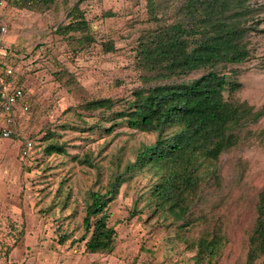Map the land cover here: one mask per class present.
I'll return each instance as SVG.
<instances>
[{
	"label": "trees",
	"instance_id": "1",
	"mask_svg": "<svg viewBox=\"0 0 264 264\" xmlns=\"http://www.w3.org/2000/svg\"><path fill=\"white\" fill-rule=\"evenodd\" d=\"M59 1L0 0V8L41 14ZM86 1L74 0L65 13L68 21L54 30L73 50L93 43L92 26L82 9ZM141 1L147 25L136 39L132 61L135 81L130 88L88 97L74 74L55 61L52 75L74 98L72 110L81 124L62 128L101 137L125 126L154 135L151 143H142L134 150L131 159L124 160L119 150L113 152L106 183L84 191L81 203L76 204L81 211L78 240L83 241L85 253L112 252L117 231L109 224L108 207L123 184L141 175L148 179L149 188L135 202V209L141 203L140 211L169 220L173 224L171 239L186 242L193 252L192 264H218L229 242L227 219L217 211L222 205L220 191L226 182H241L245 169L244 162L237 159L231 176L225 178L220 157L253 137L259 141L264 138V130L251 129L264 116V101L255 107L236 97L242 87L237 66L251 57L250 37L263 31L264 0ZM102 45L105 51L113 49L110 42ZM7 81L22 87L14 79V69ZM12 110L15 122L18 114L25 112L19 105ZM6 114L0 113V119ZM58 137L48 130L40 138L44 155L67 154L66 143L54 139ZM92 154L85 151L71 159L95 169V182H100L103 173ZM66 190L60 195L63 209L70 198ZM217 195L218 199H213ZM252 208L240 264H256L264 258V180ZM193 232L195 236L188 235ZM58 234L59 243L69 237L67 232Z\"/></svg>",
	"mask_w": 264,
	"mask_h": 264
},
{
	"label": "rangeland",
	"instance_id": "2",
	"mask_svg": "<svg viewBox=\"0 0 264 264\" xmlns=\"http://www.w3.org/2000/svg\"><path fill=\"white\" fill-rule=\"evenodd\" d=\"M73 1L61 0L41 14L0 8V22L7 26L2 59L13 66L14 79L23 88L22 101L28 105L16 117L19 135L0 138V264H192L193 252L186 242L171 239L169 220L140 211L141 203L135 209V202L149 188L148 179L141 175L123 184L108 207L109 224L117 231L112 252L85 253L83 241L78 240L82 229L76 204L81 203L84 191L106 183L113 152L119 150L124 160L131 159L134 150L151 143L154 135L120 126L116 133L98 137L61 127L81 124L72 110L74 98L52 75L55 61L74 74L88 97L126 90L135 81L134 48L148 17L141 0H88L82 9L92 26L93 43L73 50L54 31L68 21L65 13ZM261 28L262 32L250 37V59L237 66L242 87L236 97L255 107L264 101V22ZM105 42L112 43L111 51H105ZM251 129L264 130V116ZM48 130L60 136L54 138L58 142L66 143V155L43 154L40 138ZM25 139L33 141V149L22 155ZM85 151H92L100 166V182H95V169L71 159ZM237 159L245 165L242 181L226 182L220 191L222 205L217 211L227 219L229 242L218 264H240L243 259L244 232L252 219L254 195L264 180V138L253 137L220 157L225 178L231 176ZM66 189L70 198L63 209L60 195ZM61 232L69 233L63 243L58 242ZM256 264H264V258Z\"/></svg>",
	"mask_w": 264,
	"mask_h": 264
},
{
	"label": "built area",
	"instance_id": "3",
	"mask_svg": "<svg viewBox=\"0 0 264 264\" xmlns=\"http://www.w3.org/2000/svg\"><path fill=\"white\" fill-rule=\"evenodd\" d=\"M2 3V0H1ZM7 33V26L5 23L0 22V53L3 55L0 57V113L6 112L7 114L0 119V138H14L19 135L18 127L15 119L12 116V108L19 105L22 110L26 111L28 105L23 100L22 87L12 84L7 81V78L12 76L13 66L10 63H4L6 52L5 47L2 44V39ZM33 141L31 139H25L22 142L21 154L25 155L32 147Z\"/></svg>",
	"mask_w": 264,
	"mask_h": 264
}]
</instances>
